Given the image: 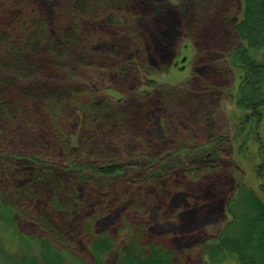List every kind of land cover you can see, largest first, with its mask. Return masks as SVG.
I'll return each mask as SVG.
<instances>
[{
	"label": "trees",
	"instance_id": "16d2710c",
	"mask_svg": "<svg viewBox=\"0 0 264 264\" xmlns=\"http://www.w3.org/2000/svg\"><path fill=\"white\" fill-rule=\"evenodd\" d=\"M166 1L159 0L162 4ZM187 1L186 14L180 8H163L171 13H161L159 8L151 11L157 13L149 22L150 31L158 30L152 31L155 34L149 39L142 26L121 24V20L136 21L133 11L142 17L150 13L144 0H45L41 4L36 0H0V157L5 155L6 141L34 151L28 159H20L23 163L19 165L22 172L29 171L31 179L9 197L0 199V223L6 225L1 232L26 249L5 264H69L68 256L74 258L71 264H87L71 251V239L59 224L60 219L54 217L59 215L57 211L34 214V207L38 208L46 195L36 190L38 183L45 184L44 190L46 185L56 190L46 205L52 202V207L63 211L72 207L67 203L81 200V206L91 212L86 226L90 242L86 256L92 264H106V258L114 252L118 254L115 264H264V140L260 132L264 124V0ZM52 2L59 5L55 13ZM114 15L121 19L120 24L110 26ZM232 16H241L235 26L230 23ZM179 38L183 40L181 48L197 38L207 42L203 46L211 40L208 49L213 51L218 45L231 67L239 72L240 84L233 102L243 113V127L249 130L244 142L250 140L258 145L260 156L255 167L259 187L254 189L244 183L234 187L225 205L229 219L223 233L217 239L197 244L194 241L199 232L194 223L177 233L160 234L153 242L145 240V229L150 225L146 219L148 197L142 194L167 192L163 206H168L176 194H195L197 183L187 182L199 183L201 174L221 173V164L205 163L157 176L120 177L124 175L123 159L129 156L124 147L134 141L142 145L140 149L138 143L131 145L136 156L150 159L143 167L163 163L162 157L172 151L167 139L156 142L146 136L153 117L168 114L182 104L180 112L191 111L198 120L202 118L198 117L200 109H208L207 101L215 96L205 78L218 75L207 71L205 47L198 51L193 67L200 76L195 81L199 85L191 81L177 85L150 81L146 89L150 93L141 87L144 74H169L175 67L178 45L174 48V44ZM118 95L129 101L122 104ZM185 101H190L192 110L184 106ZM73 107L84 117L79 142L83 139L85 145L76 154L71 150L69 135L74 123ZM214 114L204 117L212 145L218 140ZM140 130L141 138L131 134ZM27 134L31 135L26 138ZM46 139L56 140H47V153L60 163L51 168L38 156L37 144ZM182 144L179 151L188 150V145ZM161 145L165 151L150 154ZM117 148L123 152H116ZM248 148L243 143L240 152L246 154ZM12 170L18 172L16 166ZM238 174L243 175L240 170ZM165 180L170 181L169 187L157 190L155 187ZM63 181L70 187L77 184L83 191L68 190L67 200L60 197L58 204ZM136 187L141 191L133 192L136 201L130 205L128 195ZM189 195L188 202L195 197ZM155 200L157 203L158 198ZM185 205L172 206L168 211L160 209V223L176 222L177 215H182L189 204ZM212 210L215 208L209 207L204 212ZM106 214L112 225L104 226ZM130 214L138 221L130 222ZM22 220L31 222L44 236H25L18 230V221ZM95 222L100 231L95 229ZM151 232L155 233L154 228ZM3 256L0 243V261Z\"/></svg>",
	"mask_w": 264,
	"mask_h": 264
},
{
	"label": "rangeland",
	"instance_id": "374dc122",
	"mask_svg": "<svg viewBox=\"0 0 264 264\" xmlns=\"http://www.w3.org/2000/svg\"><path fill=\"white\" fill-rule=\"evenodd\" d=\"M36 1H39L40 4L45 2V0ZM128 1L130 2V0ZM144 1L146 2V4H148V10L150 11V13H147V15H144V17L138 15L136 11H133V14H137L136 21H132L130 23L128 21L121 20L120 18H117L114 15L115 17L112 16L113 22L111 24H107L110 26H114L120 24L119 20H121L122 25H140L146 30H144V33H147L150 39V36L155 34L151 32H157L158 30L154 29L150 31L152 27L149 25V22L155 18V14L157 13L156 12L154 14L152 12L155 11L157 8L160 9L161 13L165 11L171 13V11L168 9L175 8H180L181 12H183L184 14H186L188 11L187 0H167L166 2H164V4L159 2V0ZM57 8H59V5L56 2H52L51 9L54 13ZM207 17L208 21L210 22V16ZM240 20L241 16H232L230 23L235 26L237 23H239ZM113 31L116 32L117 30L114 29ZM182 41L183 40L179 38L178 42L174 44V48L176 45H178L175 49V52L177 54V66L173 67L169 74H144L142 77L141 87L144 91H148V93H150V89L146 90L147 83L150 81H154L156 84L170 85H177L190 81L197 84L198 82L196 83L195 81L200 76L195 73V69L193 70V67L196 66L195 62L196 60H198V51L202 50L205 47L204 49H207L206 53H208V57L204 56V60H206L208 63L207 71L209 73L213 71V73L218 75V77H213L214 79L207 77L205 78V80L209 82L211 91H214L215 96L211 97L207 101L208 109H205L202 112L201 110L203 108L200 109L198 117L202 118H198V120H195L192 117L191 111L180 112L182 110V104L171 108L170 110H172V112L168 114L156 115L155 117H153V122L151 125L149 124L150 126L147 130L148 132L146 133V136L150 140L156 142H158L159 140H163V142H165V140L167 139L168 143L170 144V147H172V151L162 157L161 160H163V163L143 167L145 164L150 163V159L148 157H142L141 155L136 156V152H134L135 149L131 147V145L138 143L136 146L139 149L142 145L140 141H134L132 144L124 147V152H127L129 156H126L123 159L122 166L124 168V175L120 177L121 179H123L140 178L143 176H157L159 174H163L169 171L173 172L180 171L186 168H198L201 167V165H205V163H213L214 165L221 164V173L218 171L213 174H201V181L198 180L200 181L199 183L194 181L187 182L191 184L197 183L195 184V194H190L195 195V197L191 199L190 202H188L189 200L187 198L189 194L187 193L176 194L174 198L172 197V199L168 203V206H163V200L167 199L163 197L164 195L168 194L166 191V194L161 192L159 194L154 195L151 194L152 191L146 192V195L142 194L144 197H148L146 203L148 210V218L146 219L149 223H147V225H150V228L145 229L147 230L145 240L153 242L154 239L159 237L160 234H172L173 232L177 233L178 231H180V229L191 228L190 226H193L194 223V229L198 230L200 234L196 236L197 238L194 241V244H197L199 242H202L203 240L215 238L217 239L223 233L229 219L228 215L226 214L225 205L229 193L233 190L234 187L238 186V184L240 183H244L254 189H257L259 187L260 182L255 176V167L259 162L260 156L258 154V145H253L250 140L244 142L243 137L244 135H247L246 133H248L249 130L248 127H243L241 123L243 113L236 108L235 103L233 102V97L235 96L236 90L238 89V86L240 84L239 72L231 67L228 60L226 59L225 52L221 51L220 48H217L218 45L213 51H211V49H208L209 43L212 44L211 40L206 46H203V44H206L207 42L201 41L200 38H197L193 42L187 41L185 44L188 46L186 50H184L185 45L181 48V46L183 45ZM151 42L152 40L150 41V43ZM108 43L111 45V42ZM122 51L124 53V50ZM122 51H120V53H122ZM172 51L174 54L173 49L169 52L170 55L172 54ZM127 58H129V56ZM184 59H186L185 63L182 62ZM117 99L122 104L127 103V101H129L128 97H123L120 95H118ZM183 103L184 106L191 108V110L193 109L192 107H190V101H185ZM73 110L74 116L72 120H74V123L71 132H69V135L71 137V150L74 154H76L79 148L83 147L82 145H85V141L83 139L79 142V135H81L82 133L81 126L84 117L77 107H73ZM196 110L198 111L199 108H197ZM210 112H215L213 125H215L216 133L218 135V140L214 145L209 142L210 140L208 138V133L205 130L206 120L204 117L206 115H210ZM261 126L262 127L260 132L264 140V124H262ZM0 129L3 130L2 128ZM131 134L133 136H138L141 138L143 132L140 130L137 133ZM30 135L31 134H27L25 137L27 138ZM47 140L56 141L54 139H46L42 140L43 144L39 142L37 144L38 150L40 151V154L38 156L43 157L40 158V160L45 165H47V168H51L55 167L56 164L59 165L60 163L51 158L47 153V150L49 149V143L47 142ZM184 141H187V143L182 144ZM180 142L183 146L188 145V150L179 151V148L181 147ZM243 143H247V146L249 147L247 153H249L250 156H248L247 153L245 154L240 152V146ZM5 144L6 145L3 144V148L4 150H6L7 153L3 152L5 155L0 157L1 200H4L6 196L9 197L11 193L19 189L20 186H23L25 183H27L28 180L31 179L32 175L29 174V171H25L26 169H24L25 172H22V170H20L21 167H19V165L23 163V161L20 159H28V156H33L34 154L33 150L29 151L26 148L21 147L20 145L17 146L18 144L16 142L8 143L6 141ZM79 144H81V146H78ZM163 151H165V146L161 145L160 149H156L155 151L150 152V154L153 155ZM116 152L123 151L120 148H117ZM15 166L17 167V173L13 172L12 170ZM230 168H233V170H231L233 172L232 176V172L229 170ZM236 170L238 172L240 170L243 173V175H241L242 177L238 174V172L235 173ZM169 182V180L161 181L160 184H158V186L160 185V187L157 186L155 188L157 190H162L164 189V187H166L165 185L169 187ZM62 183L64 185L62 186L63 189L60 191L56 199V202L58 204L61 201L59 200L60 197H64V199L67 200V194L69 192L68 190L79 191V189H81V191H83L82 187L77 184H73V187H70L67 186L69 185V183L66 184L65 181H63ZM44 185L45 184L38 183L34 186L36 187V190L39 193L41 192L42 195H45L46 193L45 200H41L40 206L38 208L34 207V214H36L37 216L38 212H43L44 210H49L50 212L57 211L59 215L56 214L54 215V217L60 219L59 224L65 227V230L68 233L69 238L71 239V244L73 247L71 248V251L75 255L82 256V259L86 260L87 264H92L90 257L86 256L90 248L89 237L86 233V226L89 222L88 216L91 214V212H88L87 209L81 206V200H78L79 202L72 201L71 203H67L69 206L72 207H68L63 211L57 209L55 206L52 207V202H50L51 204H47V206L46 202L50 199V197H52L53 194L57 193L55 192L56 190H54V188L49 185H46L44 190V188L42 187ZM136 190L141 191V188L136 187L135 190L128 195L129 200H131L130 205L136 201V198L135 200H133L132 198V194ZM200 190L201 192H199ZM84 194L86 195L87 193ZM78 195L81 194L79 193ZM88 196L89 195H86V197ZM155 198H158L157 203H155ZM177 198L178 200H176ZM182 204H186L185 206L189 204L190 207L188 205V207L183 210L182 215H177L178 217L176 219V222H171L167 224L164 222V224L160 223V209H165L168 211L172 206L178 207ZM209 207H212V209L215 208V210H212L210 213H205L204 211H208ZM139 209H142L140 205ZM75 211L76 213L74 214ZM98 216L95 219H97ZM129 219L130 222L133 223L138 221L137 216H135L134 214H130ZM142 220L145 221V218ZM104 221V226L113 224L112 219L110 220V218H108V214H106ZM18 222V230L22 232L25 236H28L33 239H39L44 236L43 232L33 226L31 222L26 220ZM1 224L2 223H0V232L1 228H6L5 224H2L3 226ZM151 228H154L155 233L151 232ZM95 229H98L96 227V222ZM98 231L100 230L98 229ZM11 234H13L12 231ZM0 237V243L4 249V256L0 261V264H5L6 261L15 259L16 256L26 251V249L22 248V245H16H19L20 243L13 240H9L8 234L1 232ZM150 244L151 243L149 242L147 245ZM117 257L118 254L114 252L106 258V264H115L117 262ZM67 259L69 264L74 263V258L68 256Z\"/></svg>",
	"mask_w": 264,
	"mask_h": 264
},
{
	"label": "water",
	"instance_id": "95a60500",
	"mask_svg": "<svg viewBox=\"0 0 264 264\" xmlns=\"http://www.w3.org/2000/svg\"><path fill=\"white\" fill-rule=\"evenodd\" d=\"M186 61V59L183 60V63Z\"/></svg>",
	"mask_w": 264,
	"mask_h": 264
}]
</instances>
